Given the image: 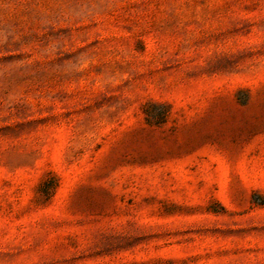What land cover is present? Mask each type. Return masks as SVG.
Returning a JSON list of instances; mask_svg holds the SVG:
<instances>
[{"label":"rangeland","instance_id":"374dc122","mask_svg":"<svg viewBox=\"0 0 264 264\" xmlns=\"http://www.w3.org/2000/svg\"><path fill=\"white\" fill-rule=\"evenodd\" d=\"M0 264H264V0H0Z\"/></svg>","mask_w":264,"mask_h":264}]
</instances>
